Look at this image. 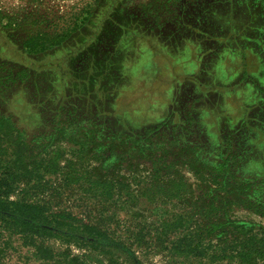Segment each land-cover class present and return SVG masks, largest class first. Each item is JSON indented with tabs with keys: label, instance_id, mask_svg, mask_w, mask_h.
Masks as SVG:
<instances>
[{
	"label": "rangeland",
	"instance_id": "374dc122",
	"mask_svg": "<svg viewBox=\"0 0 264 264\" xmlns=\"http://www.w3.org/2000/svg\"><path fill=\"white\" fill-rule=\"evenodd\" d=\"M101 1L0 0V59L11 58V50L37 33L58 44L54 52L60 54L53 52L48 62H61L66 74L64 58L72 50L85 51L95 82L83 81L94 88L85 92L86 86H80L77 91L103 107L104 116L111 115L98 120L138 127L169 115L177 122L180 113H192L196 130L191 139L199 136V129L213 147L223 129L247 121L257 109L264 116L258 102L264 97V56L259 51L264 37L256 41L238 29L219 33L224 18L216 14L210 20L207 13L199 18L201 10L188 0H121L111 11L117 24L106 20L103 25L93 15L106 17L108 12L98 9ZM98 60L105 72L112 75V67L118 66L124 77L108 80L112 90L97 83ZM184 126L174 124V135ZM3 140L0 170L11 167L17 179L11 198L46 199L54 209L100 223L130 243L144 264H264V213L194 170L183 160L179 144L163 159L121 162L111 176L116 188L110 198H103L91 188L101 161L83 154L80 145L59 139L45 153L27 148L21 155ZM254 147L257 157L243 168L250 177L264 175V143L255 141ZM224 211L260 227L246 236L208 235L207 225ZM35 242L14 236L4 244L0 264H130L121 253H99L60 239Z\"/></svg>",
	"mask_w": 264,
	"mask_h": 264
},
{
	"label": "trees",
	"instance_id": "16d2710c",
	"mask_svg": "<svg viewBox=\"0 0 264 264\" xmlns=\"http://www.w3.org/2000/svg\"><path fill=\"white\" fill-rule=\"evenodd\" d=\"M120 1L102 0L98 9L106 10V17L97 13L93 15L103 25L106 20L116 25L111 11ZM188 2L195 3L201 10L199 18L203 17V13H207L210 20L212 15L214 19L216 14L222 16L224 21L219 20V33L229 35L238 29L256 41L264 37L261 32L264 29V0ZM254 40L250 43L257 49ZM229 43L235 46L232 38ZM56 48L58 44L37 33L25 39L22 47L11 50V58L0 59V142L8 140L21 155L27 148L34 149L38 154L45 153L59 139L80 145L83 154H90L93 159L101 161L93 173L95 178L91 181V188L96 197L100 195L103 198H110L114 192L116 187L112 171L121 162L136 157L163 159L175 144H179L183 160L194 170L210 175L228 195L236 196L245 206L264 213V175L260 173L250 177L243 170L248 162L257 157L255 141L264 143V116L258 109L247 121H241L232 129H223L216 147L211 145L207 136L200 134L199 129L195 132L199 136L191 139L194 135L192 129L196 130L192 113L177 115V122L186 126L175 135L172 126L177 122L170 115L162 122L138 127L120 126L117 121L106 123L98 119L111 115L104 116L103 107L93 102L91 96L77 91L80 86H86L83 80L94 81L89 75L91 68L88 69L86 64L85 55L88 54L85 51H70L63 60L64 63L66 59L68 61L66 74L61 62H48L47 57ZM259 49L264 56V45ZM58 52L54 53L60 54ZM102 65L103 61L98 60L97 83L101 82L103 87L112 90L114 86L110 87L108 80L114 76L123 81L124 77L118 66L112 67L111 75L105 72L106 66ZM62 80H66V84L61 85ZM78 81L79 84H74ZM85 88L83 90L87 92L94 86ZM260 89L264 93V88L260 86ZM258 102L264 108V97ZM32 128L35 130L30 132ZM13 175L11 167L0 170V253L4 244L17 235L31 242L29 244H35L37 239H60L99 253H121L130 264H144L130 243L115 237L100 223L85 222L70 211L54 209L46 199L11 198L10 193L17 183ZM259 227L253 221L234 218L224 211L220 219L207 225V233L217 238L232 232L246 236Z\"/></svg>",
	"mask_w": 264,
	"mask_h": 264
}]
</instances>
